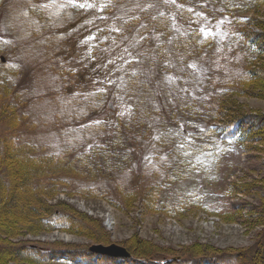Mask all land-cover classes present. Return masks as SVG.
Returning a JSON list of instances; mask_svg holds the SVG:
<instances>
[{
  "label": "rangeland",
  "instance_id": "1",
  "mask_svg": "<svg viewBox=\"0 0 264 264\" xmlns=\"http://www.w3.org/2000/svg\"><path fill=\"white\" fill-rule=\"evenodd\" d=\"M254 4L0 0V84L9 90H0L1 112L6 102L21 103L20 119L0 116V135H6L2 149L7 152L0 160L17 174L9 188L0 187V264H166L165 259L197 264L219 257L233 262L237 253L246 257L245 264L253 259L264 264V142L242 143L219 130L242 117L264 115V79L248 84L240 95L224 87V81L241 73L246 60L237 24L247 21L242 31L263 34L264 5ZM67 69L75 72L77 88L69 94L63 93L61 81ZM258 74L264 76V70ZM79 84L82 101L74 104ZM134 108L149 127L145 141H151L142 139L111 181L126 189L151 184L157 188L156 199L146 201L140 195L118 206L83 191L89 184L112 187L111 181L64 182L48 196L37 190L32 203L42 215L29 214L32 203L20 199V189L28 183L20 176L25 153L11 149L3 125L10 129V123L16 124L24 142L43 145L47 152L66 145L81 150L102 142L107 127L117 118L131 119ZM100 124L104 126L94 130ZM164 135L172 136L171 147L187 156L180 174L163 166L171 156L184 160L180 151L169 156L157 144ZM12 189L17 196L10 211L9 197L3 194L11 195ZM47 209L79 219L78 231L42 224ZM95 244L120 245L129 256L105 258L90 250Z\"/></svg>",
  "mask_w": 264,
  "mask_h": 264
},
{
  "label": "trees",
  "instance_id": "2",
  "mask_svg": "<svg viewBox=\"0 0 264 264\" xmlns=\"http://www.w3.org/2000/svg\"><path fill=\"white\" fill-rule=\"evenodd\" d=\"M254 5L260 7L264 5V0H253ZM211 8V5L208 3L206 4ZM204 5V7H208ZM204 10L209 11V8H204ZM154 23V22H153ZM152 23V25H154ZM246 22L240 21L237 24V27L235 28L236 31H240V37L241 42H244L245 49H246V60L245 64L243 66V70L239 75H237L235 78H228L226 81H224V87H226L227 91L231 94L240 95L241 93H244V89L248 84H253L257 81H260L264 79V76H259L258 72L261 70L263 71L264 68L260 67V61L264 59V29L263 34H257L253 33L251 34L248 31H242L245 26ZM251 24V23H249ZM63 65V64H62ZM62 66V70H63ZM59 70L61 71V68L59 67ZM63 72V71H62ZM73 73H75L72 69L65 72L64 77L62 76L61 81L62 84V91L63 93H73L72 91H75L77 88L75 87V83L73 85V82H75V79L72 78ZM82 79L80 78V81ZM68 81V83H66ZM5 83L0 84V90L2 93L6 92L8 93L9 90L5 89L4 86ZM72 90V91H71ZM81 89L80 84L78 87V97L73 99L74 104H78L82 101V96L80 95ZM8 95V94H7ZM6 95V96H7ZM72 95V94H71ZM14 96H19L17 93H15ZM21 96V95H20ZM19 96V97H20ZM8 97L5 98V100ZM16 104H7L4 109L5 112H1L0 108V116L4 118H7L6 120H9L13 117V119H20L19 115V103L15 102ZM224 103H220L219 108H223ZM3 105V104H2ZM17 105V106H16ZM27 105V103H25ZM25 105H22L23 110L26 108ZM183 110V107L180 108ZM185 110V108H184ZM86 113L83 112L80 116L85 115ZM134 114L132 118H128L126 121L117 118V120L112 124H110L108 128V132L106 134V137L102 140V142H99L97 144L92 143L87 148H83L81 150L77 149L75 145H66L65 148H62L58 152H47L44 151L45 147L42 145L39 147L36 144L26 143L24 142V139H22L23 131L21 128L17 127L15 128L14 125L10 123V129H7L5 125L6 130H8L5 134H7L8 137H6L7 143L10 144L11 149L18 151V152H24V156L26 158L27 164H24L25 169L24 171H20V176L24 177L23 182L25 181L27 184L22 186L20 189L22 191L20 199L22 198L25 201V204H31L34 201V197L38 196L37 190L43 191L44 194L47 196L51 194L52 189H54L56 184L58 187L64 186V182L67 184H72L75 186L78 181L86 182L91 181L92 179L98 180L97 182H102L105 180L108 181H114L113 179V172L122 170L124 167L127 166L128 158L132 156V153H135V150L140 147V142L142 139L145 141H148L150 139V131L149 127L145 125L143 122V119L138 117V112L134 111L132 112ZM184 115H187V111H183ZM190 115H194V113ZM76 117H78L76 115ZM214 116H209V120L212 119ZM208 119V117H207ZM214 119V118H213ZM26 120H23L25 122ZM67 121V120H66ZM18 122V121H14ZM97 125L94 127V130H96L97 127L101 126ZM2 126V123H0V127ZM104 126V125H102ZM208 126H212V123L208 124ZM23 127V125H22ZM216 128V127H212ZM233 128V129H232ZM144 129V130H143ZM226 129V130H225ZM219 130L222 133V136L225 137L228 134L236 135L238 138L237 140L246 143L248 141H253L255 139H258L261 142H264V115H252L251 117H242L237 122L227 125L226 127H221ZM1 134L0 135V158L7 154L6 149L3 148V140L2 138H5L6 135ZM10 135V136H9ZM172 136L169 137L167 135L159 137V140H157V144L161 147H165L166 150L169 151V156H171L174 152H181L182 150H177V147H171L172 143L171 140ZM145 141V142H146ZM151 141V140H150ZM149 141V142H150ZM149 142H146L149 144ZM156 144V145H157ZM138 146V147H136ZM198 149V148H197ZM196 149V150H197ZM180 153V154H181ZM9 156V155H8ZM29 158H28V157ZM183 159H171L169 161H166L163 166L164 168H170L174 171H176L177 174H180L182 170L186 169L187 165V156H184L182 153ZM32 163H39L42 168L32 167ZM52 167H55L56 169L53 170ZM52 168V169H51ZM184 168V169H183ZM58 170V172H56ZM16 176L13 171L11 172V169L8 166H5L4 162L0 160V187L2 188H9L8 184L10 182V185L13 184L12 176ZM26 178H28L26 180ZM53 178V179H52ZM168 179H171V175L168 176ZM112 187H107L104 184H98V187L95 185H86L84 186V192H90V195L93 196H103L106 199H111L112 203L120 206L125 203L127 199H132L133 197L142 196L146 201H153L156 199V196L158 194L157 188L155 186L149 184L145 186L144 188L141 187H133V188H124V186H121L118 183L112 182ZM15 183V182H14ZM44 188L42 187V184ZM101 186H104L102 188ZM151 186V187H150ZM68 188V187H67ZM65 186V189H67ZM82 190V189H81ZM154 190V192H153ZM26 193V194H24ZM3 194V193H2ZM6 197H9L7 200V205L9 207V210L15 209L11 205V203L16 199V194L14 193V189H12L11 195L9 194V191L6 192V194H3ZM19 196V195H18ZM4 197V196H3ZM4 200V198H3ZM127 202V201H126ZM4 202H1L3 204ZM14 204V203H13ZM24 204V205H25ZM0 208H2L0 206ZM18 209V208H17ZM29 214H37L42 215L39 211L40 208L36 203H32L28 207ZM27 210V211H28ZM48 215L45 217L46 220H44V217L41 216L40 220L41 223L47 222V225H51L53 227H56L57 229H63L67 230L69 232L75 233L78 231L76 224H78L77 218H74L72 215L68 214L67 212H61L57 209L51 211L50 209H47ZM50 211V212H49ZM47 215V214H46ZM128 250H130L127 247ZM131 253V252H130ZM135 255V254H134ZM139 258L138 255H135ZM108 259H114L111 257H105ZM143 258V257H140ZM216 258V262H211L213 259H205L202 260L200 263L197 264H245L248 263V260L246 257H243V255H240V253H237L235 255V261L231 260H225L221 261L222 259ZM149 261H153L155 258L146 257ZM177 259V261H169L165 259V263L167 264H184L182 260ZM215 260V259H214ZM229 261V262H228ZM255 261L257 262V259H253L252 263L255 264ZM65 262V263H64ZM63 264H70V262L63 261ZM115 264V263H113ZM258 264V263H257Z\"/></svg>",
  "mask_w": 264,
  "mask_h": 264
},
{
  "label": "water",
  "instance_id": "3",
  "mask_svg": "<svg viewBox=\"0 0 264 264\" xmlns=\"http://www.w3.org/2000/svg\"><path fill=\"white\" fill-rule=\"evenodd\" d=\"M90 250L93 253H97L100 255H107L111 257H117V258H125L129 256V252L126 250V248L117 244H110V245L95 244L90 248Z\"/></svg>",
  "mask_w": 264,
  "mask_h": 264
},
{
  "label": "snow or ice",
  "instance_id": "4",
  "mask_svg": "<svg viewBox=\"0 0 264 264\" xmlns=\"http://www.w3.org/2000/svg\"><path fill=\"white\" fill-rule=\"evenodd\" d=\"M80 7H83V5H80Z\"/></svg>",
  "mask_w": 264,
  "mask_h": 264
}]
</instances>
